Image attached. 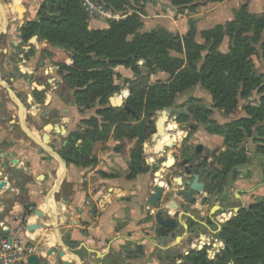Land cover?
<instances>
[{"label":"trees","instance_id":"16d2710c","mask_svg":"<svg viewBox=\"0 0 264 264\" xmlns=\"http://www.w3.org/2000/svg\"><path fill=\"white\" fill-rule=\"evenodd\" d=\"M102 1L112 11L123 10L125 3V0ZM39 10V20L31 21L28 27L30 33L39 37L42 54L57 66V73L63 75L73 90L74 103L80 108L97 103L96 113L103 117L102 123L95 117L89 118L86 120L89 126L73 132L64 157L74 164H94L95 159L89 155L93 143L104 142L112 136L119 141L116 149H121L123 140L134 141L128 160V177L147 172L149 166L142 155V143L156 132L155 111L171 107L177 94L197 82L211 93L217 108L231 109L237 102L235 95L239 88L248 95L263 82L261 76L255 75L250 56L255 52L253 43L259 41L264 29V14L257 18L241 10L236 15L237 22L229 23L225 30L230 43L226 54L216 50L223 36L222 28L204 30L203 38L213 43L199 64L202 51L206 49L194 41L192 22L185 36L164 29L134 35L135 28L131 24L136 23L130 14L118 20L108 19L106 29L90 30L87 13L79 0H44ZM252 32L255 37L248 35ZM129 35L134 37L128 40ZM139 58L149 59L152 67L170 77L167 82L149 85L146 91L138 89L143 87L141 83L129 90L125 103L128 109L139 115L145 113L140 122H134L127 111L111 106L109 97L118 90L112 78L114 66L132 65L137 71L134 60ZM121 95L125 97L126 91ZM247 108L251 115L249 120L254 121L252 117L264 120V95L260 105ZM238 124L245 132L251 129L243 120L234 122L228 130L222 126L215 132L224 135L225 143L236 144L243 134ZM238 156L234 151L220 156L226 171L245 163L244 155ZM221 238L236 250L240 264H264V201L255 200L241 209L225 227Z\"/></svg>","mask_w":264,"mask_h":264},{"label":"crops","instance_id":"0c3cea01","mask_svg":"<svg viewBox=\"0 0 264 264\" xmlns=\"http://www.w3.org/2000/svg\"><path fill=\"white\" fill-rule=\"evenodd\" d=\"M4 1L11 3L14 0ZM14 14L16 18L17 13ZM21 15L25 20H31L35 12L30 16L22 8ZM88 24L90 28L108 26L99 19H90ZM15 102L19 107L18 120L0 118V151L6 155L0 159V173H14L4 180L11 183L10 191L0 190V233L8 236L19 233L25 236L27 242L35 246V253L41 258L40 264L45 260L49 264H57L59 261L60 264H97L98 261L99 264H108L109 250L120 251L122 246L132 244L126 239V234L151 227L146 223V216L157 212L159 208L164 211V207L149 205L153 194H159L164 178L157 175V182L154 180L151 183L150 178H145L147 172L128 177L131 149L126 154L122 152L123 149H116L119 141L112 136L104 142L93 143L89 155L95 159L94 164H74L68 161L64 157L66 148L61 157L52 149L51 143L43 140L42 135L47 134L56 144L52 133H33L37 121L30 118L32 105ZM72 103L77 106L73 98L69 107ZM9 108H12L11 105ZM11 114L14 118V113ZM195 134L197 140L210 148L218 145L223 150V137L202 128ZM72 135V131L67 135L68 141ZM37 147L43 150L42 153H39ZM159 152H165V148ZM9 155L11 157H7ZM142 155L149 167L151 163L157 162V158L156 162H150L148 155ZM40 158L45 160L40 161ZM3 162L10 165V170H3ZM170 168H162L161 173ZM241 171L245 174L241 175ZM234 172H238L234 185L241 193V200L250 203L258 190L264 187V182L261 179L259 181L258 170L236 168ZM167 180H170L168 176L165 177ZM173 180L169 181L170 187L166 191L162 187L159 197L164 193L180 195L174 191L177 181L175 178ZM181 187L179 185L178 190Z\"/></svg>","mask_w":264,"mask_h":264},{"label":"rangeland","instance_id":"374dc122","mask_svg":"<svg viewBox=\"0 0 264 264\" xmlns=\"http://www.w3.org/2000/svg\"><path fill=\"white\" fill-rule=\"evenodd\" d=\"M24 1L25 2L20 1L18 3L17 8L20 9V12L16 11L17 17L15 19H26L23 15H21V11L23 8V10L26 9V12L30 16H32V13L34 11L35 16H32L31 21L37 22L39 20L37 12L40 9L42 3H44V0ZM100 1L104 5L103 1ZM223 1L224 0H125L123 10L112 11L111 9L106 8L108 11H110L114 18H102L96 16L92 17L87 15V21H89L90 19H99L107 23L108 19L118 20L130 14L133 18V21L136 23L135 25L134 23L131 24L135 28L134 35L147 33L153 30L164 29L172 33L177 32L180 36H185L187 34L190 23L192 22L195 29L193 36L194 41L199 44H203L206 49L202 51V56L199 61V64H202L203 58L208 53V48L213 43L212 40L210 42H207L203 38L202 32L204 30L213 29L217 26H220L222 28L223 36L222 39L218 42L216 50L222 54H226L229 51L230 43L229 37L225 30L229 23L237 22L236 15L240 13L241 10H246L247 13H250L257 18L262 17L264 14V0H235L229 5L228 3L232 2V0H230L228 3H225ZM6 3V1L0 0L4 18L8 16V11L10 9L9 7H7ZM5 6L7 7V9L5 8ZM88 28L90 30L106 29L99 27L90 28L89 24ZM134 35H129L127 39L131 40ZM248 35L255 37L253 32L248 33ZM35 36L36 34H33V40L35 39ZM253 47L255 48V52L251 54L250 61L253 66L255 75L261 76V80L263 82L258 87H256L252 91V93L248 95H246L247 93H242V89L239 88L237 90V94L235 95V99L237 102L234 108H217L214 105L213 96L211 95V93L206 90L200 82H197L193 87L177 94L171 107L163 108L154 112V122H158V124L162 125V128L165 131L168 130L171 125H174L173 127H171L174 130L173 132L175 133L178 130L177 132L179 133L180 137L178 139L174 138L173 133H171L170 135L166 133L162 137H158V135L153 137V135H150L142 143L143 154L157 158V162L151 163L149 170L147 171V173H145V178H150L149 180L151 181V183H153L154 180L155 182H157L158 177L162 176V178H164V181H162V187H164L163 189L164 191H166L168 184V180L165 181L166 176H168V179L174 181L173 178L183 175L181 159L185 156L190 157L192 155L193 144L197 142V136L195 134V131L192 130L189 131L188 134L187 132H185L186 136L183 137L182 132L184 131H180L179 129H177L178 124H193L196 129L197 127L200 129L202 128L204 130H207V132L211 134H215L217 136L219 135L220 137H223V139H225L223 134L215 132V130H219V128L222 126H225L228 130L231 124H234V122L241 123L243 120L246 124L251 125L250 131L245 132L241 124H238L237 126H239V130L243 133L242 137L236 144H233L231 141V144L225 143L223 141L224 146L222 147V154L223 156H227L228 152L234 151V153H239V156L237 158H240L241 155H244V158L246 159L245 163L234 166V168L256 169L259 173V181L261 179L264 182V140H260L264 139V135L261 134L264 132V120L260 117H252V120H255L251 121L249 120L251 118V115L249 116V114L247 113L249 109L247 107H256L260 105V99L264 95V29L260 34L259 41L253 43ZM35 48V52L38 57L37 61L42 60L44 62L42 69L47 72V74H49L47 76H44V78L52 80V78L55 77L60 82V85L65 87L66 100H71L72 102L73 90L64 81V79L62 78L63 75L57 73V66L53 65L48 57L42 54L40 39L38 46ZM172 54L174 55V53ZM131 58L134 59V57ZM127 60L128 59H126L125 61ZM134 61L135 66L137 67V71L133 69L132 65L116 64L114 66L112 78L114 84L118 86V90L109 97V104L114 108L124 109L129 113L131 117L130 119L132 121L140 122L143 118V115H145L144 111L141 113V115H139L138 113L128 109L125 104L126 98L129 94V90L134 88V86H136L137 84L141 83L143 87H138V89H140V91H146L149 88V85L157 82H167L170 76L168 73L152 67V62L149 59L139 58L135 59ZM51 83L57 84L56 81H51ZM16 85L18 87L17 83ZM123 90L126 91L125 97H122L121 95ZM118 103L119 105H117ZM96 104L97 103H93L87 108L81 107L79 109L78 106H75L73 103L71 107H69V105L66 103V107L67 109H69L67 118L70 120L67 127V129L69 130L67 135L71 131L74 132L79 129L82 130L89 126L86 121L89 118L95 117L102 123L103 117L100 114L97 115L96 109L98 106ZM197 115L204 116L205 119H201V117H197ZM176 118L178 119V121H176ZM101 123H99V125H101ZM90 124L93 125V123L91 122ZM109 131H111V129ZM161 138H164L163 141H160ZM154 139H156L154 141V145L155 143L160 142L165 148V152H159L157 154V157L154 149L155 147L154 145H152ZM121 143V150L123 149L122 152L124 154L128 153L129 149H131L133 146V141L130 142L126 140ZM209 153V150L206 151V154ZM170 156L176 157L177 164L169 170H166V172L161 173V170L163 171V169L161 166H159V162L165 160V158ZM220 156L218 157L220 158ZM220 165L224 167L223 163H220ZM235 173L238 174V172ZM239 173H241V175L245 174V172L242 171ZM236 174L234 176H236ZM179 185L180 183H176V185L174 186V191H176V193L178 194L180 191L178 190ZM258 191V194L253 197L252 201L259 199H262L264 201V187L263 189H259ZM170 194L171 193H164L162 197L155 199L149 205L151 207L159 206V202L168 197V195ZM172 196L177 195L171 194L170 197Z\"/></svg>","mask_w":264,"mask_h":264},{"label":"flooded vegetation","instance_id":"af4514ba","mask_svg":"<svg viewBox=\"0 0 264 264\" xmlns=\"http://www.w3.org/2000/svg\"><path fill=\"white\" fill-rule=\"evenodd\" d=\"M14 15L10 11L3 21L0 19V80L7 86L0 82V118L18 120L19 107L15 101L25 106L32 105L30 118L37 121L33 133H45L47 130L44 127L50 125L52 132L49 133L57 143L47 134H43L42 138L63 157L64 148L69 144L66 103L70 106L71 100H66L65 87L55 77L52 80L44 78L49 74L42 69L44 62L37 61L35 47L39 37L36 35L34 41L33 34L29 32L31 20H16ZM12 109L13 112H10ZM11 113H14V118ZM178 125H184L187 134L199 130L193 124ZM197 144H201L199 151ZM37 149L42 153L41 148ZM208 150L210 153L206 154ZM220 155L222 151L218 145L210 148L197 140L193 144L192 155L183 157L181 164L187 160L182 164L183 173L185 167L202 171L200 181L204 184L203 192L195 194L190 202L183 200L181 195L161 200L159 207H164V211L146 216V223L151 227L126 234V239L132 244L122 246L120 251L109 250L108 264H240V256L221 238V234L238 212L255 200L250 203L241 200V193L234 185L238 175L234 172L236 168L226 171L220 165ZM42 160L45 159L40 158ZM176 164L177 159L172 167ZM162 220H166V226L161 223Z\"/></svg>","mask_w":264,"mask_h":264},{"label":"water","instance_id":"95a60500","mask_svg":"<svg viewBox=\"0 0 264 264\" xmlns=\"http://www.w3.org/2000/svg\"><path fill=\"white\" fill-rule=\"evenodd\" d=\"M20 2V0H14L13 2L11 3H6L7 6H11V13L12 15H14V13L17 11V5L18 3ZM3 10L1 8V4H0V19L3 21L4 20V16H3ZM0 82L6 86V83L3 81V80H0ZM7 87V86H6ZM163 126L158 124V122H156V132L153 134V137L157 136L158 137H162L164 136L166 133L168 135H170L171 133H174L173 129L171 127H169L168 130H164L162 128ZM45 130L49 132H52V127L50 125H46L44 127ZM57 128H55V131H56ZM178 129L180 131H185L186 130V127L184 125H178ZM58 131V130H57ZM46 139H48V136L46 135L45 136ZM155 148V153H158L159 151H162L163 150V145L160 143V142H157L154 146ZM196 149L199 151L201 150V144H197L196 145ZM1 152V151H0ZM5 154L4 153H0V159H4L5 158ZM7 157H11V155L7 156ZM148 160L150 162H156V159L155 157H152V156H149L148 157ZM176 162V159L174 156H170L168 158H166L165 160L161 161L160 162V166L163 168V169H167V168H170L172 167ZM187 162V160H183L182 161V164H185ZM14 165V163H11V165ZM10 165L6 162H3L1 164V167L3 168V170L5 171H8L10 170ZM202 173L201 170H198V169H190L188 167H185L184 168V180L182 179V176H179V177H176L175 180L180 183V185H183V188L179 191V194L181 195V197L183 198V200L185 201H192L193 200V197L195 194H198V193H201L203 192V187H204V184L200 181V174ZM14 175L13 172H10V173H7V174H4L3 172L0 173V176L2 179H0V190L2 189H5V191L9 192L12 185L11 183H6V181H4L6 178L8 177H12ZM4 185H5V188H4ZM167 187H170L169 186V181H168V184H167ZM53 189L55 190L56 188L53 187ZM53 190V191H54ZM161 191H162V187H160V190H159V194H161ZM158 194V192H157ZM159 194L157 196H155V193L153 194V196L151 197V202H152V199H157L159 198ZM1 204V202H0ZM161 223L166 226V220H162ZM40 256L36 253H33L29 256L26 257L25 261H21V263H25V264H40ZM42 264H49V261L45 260Z\"/></svg>","mask_w":264,"mask_h":264},{"label":"built area","instance_id":"2783aa9c","mask_svg":"<svg viewBox=\"0 0 264 264\" xmlns=\"http://www.w3.org/2000/svg\"><path fill=\"white\" fill-rule=\"evenodd\" d=\"M79 1L89 16L114 18L100 0ZM33 253H35V246L29 244L22 234L15 233L8 236L0 233V264L20 263Z\"/></svg>","mask_w":264,"mask_h":264},{"label":"bare ground","instance_id":"6f19581e","mask_svg":"<svg viewBox=\"0 0 264 264\" xmlns=\"http://www.w3.org/2000/svg\"><path fill=\"white\" fill-rule=\"evenodd\" d=\"M178 129V128H177ZM178 131V130H177ZM176 131V133L174 134V137H179L180 135H179V133ZM183 133V135L185 134V132H182Z\"/></svg>","mask_w":264,"mask_h":264}]
</instances>
